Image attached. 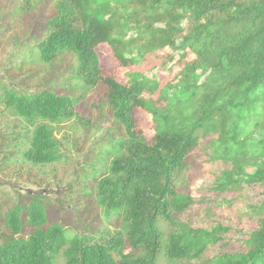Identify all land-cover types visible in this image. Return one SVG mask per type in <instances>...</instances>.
I'll list each match as a JSON object with an SVG mask.
<instances>
[{"label": "trees", "instance_id": "1", "mask_svg": "<svg viewBox=\"0 0 264 264\" xmlns=\"http://www.w3.org/2000/svg\"><path fill=\"white\" fill-rule=\"evenodd\" d=\"M54 9L39 60L52 65L68 54L82 89L106 87L125 138L96 184V197L107 216L121 218L127 234L72 235L49 224L36 197L6 213L0 264H159L163 254L170 261L264 264V200L245 250L205 259L229 229L180 226L191 204L175 186L191 151L212 137L211 159L227 166L219 189L264 188V0H54ZM101 45L111 49L126 84L103 76ZM173 63L177 71L168 68ZM156 68L169 76H145ZM0 104L25 129L27 163L60 161L58 128L78 118L72 97L5 91ZM137 111L152 116L151 139L138 129ZM161 223L175 231L166 236Z\"/></svg>", "mask_w": 264, "mask_h": 264}, {"label": "rangeland", "instance_id": "2", "mask_svg": "<svg viewBox=\"0 0 264 264\" xmlns=\"http://www.w3.org/2000/svg\"><path fill=\"white\" fill-rule=\"evenodd\" d=\"M54 15V0H0V96L5 91L18 95L53 91L72 97L78 116L58 128L60 161L34 166L23 158L29 139L25 129L0 104V242L9 235L6 213L20 203L28 205L36 197L45 205L49 224H61L72 235L127 234L121 218L107 216L96 197V184L120 153L124 132L108 107L106 87L100 83L87 91L75 80L76 61L72 56L61 55L52 65L39 60L38 45ZM98 54L103 76L116 75L119 82L126 84L128 80L119 72L111 49L101 45ZM168 68L179 69L175 63ZM144 74L150 80L169 76L163 68ZM135 116L138 129L151 139L155 135L152 116L144 111H137ZM211 140L212 137L202 139L191 151L188 169L175 182L177 192L189 197L191 204L179 217L180 226L229 229L223 235L224 240L212 247L205 259L219 252L244 251L245 241L259 225L257 207L264 200V188L258 185L219 189L217 181L227 166L211 159ZM160 228L166 236L175 231L164 223ZM31 233L32 229L26 226L23 237L28 238ZM58 264L64 261L59 260ZM159 264L205 262L170 261L163 254Z\"/></svg>", "mask_w": 264, "mask_h": 264}]
</instances>
